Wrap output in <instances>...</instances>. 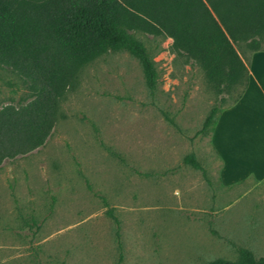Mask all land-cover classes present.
<instances>
[{"label":"rangeland","instance_id":"rangeland-1","mask_svg":"<svg viewBox=\"0 0 264 264\" xmlns=\"http://www.w3.org/2000/svg\"><path fill=\"white\" fill-rule=\"evenodd\" d=\"M139 36L157 62L154 91L136 57L110 51L81 70L44 144L0 164V264H207L236 260L241 248L264 256V145L250 139L255 172L224 178L214 128L197 134L241 87L219 93L172 38ZM236 47L249 63L253 49ZM24 97L28 88L0 68V109ZM253 126L264 136V121Z\"/></svg>","mask_w":264,"mask_h":264},{"label":"trees","instance_id":"trees-1","mask_svg":"<svg viewBox=\"0 0 264 264\" xmlns=\"http://www.w3.org/2000/svg\"><path fill=\"white\" fill-rule=\"evenodd\" d=\"M139 34L172 38L174 52L199 65L219 93L241 87L237 102L250 72L236 45L262 50L264 0H0V68L29 90L0 109V164L44 144L81 70L110 51L136 57L154 91L157 62ZM219 112L213 106L197 134L209 133ZM185 161L202 168L195 155ZM207 264H264V256L241 248L236 260Z\"/></svg>","mask_w":264,"mask_h":264},{"label":"crops","instance_id":"crops-1","mask_svg":"<svg viewBox=\"0 0 264 264\" xmlns=\"http://www.w3.org/2000/svg\"><path fill=\"white\" fill-rule=\"evenodd\" d=\"M246 64L250 72L249 85L239 101L220 113L212 132L213 145L220 156V171L224 178L238 175L240 169L246 170V174L254 171L246 166L249 164L248 146L253 144L250 139L264 145V136L257 131L260 127L251 128L252 124L264 121V51H255ZM255 131L256 134L253 133Z\"/></svg>","mask_w":264,"mask_h":264}]
</instances>
